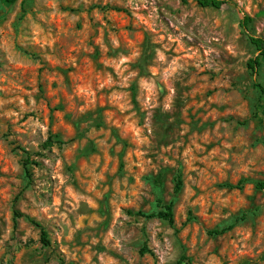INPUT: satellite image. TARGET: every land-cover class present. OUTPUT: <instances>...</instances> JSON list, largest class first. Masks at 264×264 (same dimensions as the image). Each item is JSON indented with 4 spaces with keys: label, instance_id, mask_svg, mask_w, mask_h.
I'll list each match as a JSON object with an SVG mask.
<instances>
[{
    "label": "rangeland",
    "instance_id": "1",
    "mask_svg": "<svg viewBox=\"0 0 264 264\" xmlns=\"http://www.w3.org/2000/svg\"><path fill=\"white\" fill-rule=\"evenodd\" d=\"M224 1L0 0V264H264V0Z\"/></svg>",
    "mask_w": 264,
    "mask_h": 264
},
{
    "label": "trees",
    "instance_id": "2",
    "mask_svg": "<svg viewBox=\"0 0 264 264\" xmlns=\"http://www.w3.org/2000/svg\"><path fill=\"white\" fill-rule=\"evenodd\" d=\"M9 3H15L17 0H7ZM198 5L202 8H213V9H221V7L225 4L224 0H196ZM253 22V19L250 18L249 16H245L243 18V20L241 21V28L248 34V38L250 43L254 46L255 50H256V56L251 59L248 64L247 67L248 69L251 71L252 75H255L258 73L259 69L261 68L263 62H264V39L260 38V37H256L252 31L253 28L251 26ZM254 86L256 88H260L261 92L264 93L263 89L261 88V86H259L258 84H254ZM58 143H62V142H58ZM30 160L29 158L24 162V166H25V171L26 173H28V165L30 164ZM247 183V180H241L239 181L237 184H225L224 187L228 188L230 190H243L245 185ZM184 186L183 183V178L181 174H178L175 178V193L178 194L182 191ZM258 187H260V189H264V183H258L257 184ZM158 207H160L161 210H159L158 212H154L152 214H143L141 213L140 215L143 217H147V218H158L160 220L166 221L168 222L171 226L174 225L175 221H174V207L175 204L173 202H169V203H165L162 201H158ZM14 216L16 219L25 217L29 222H31L32 224L36 225L37 227H39L41 229V241L44 245L49 246L50 245V241L48 238V234L45 231V229L42 228V226L36 222L34 219L30 218L29 216H25L24 214L20 213L19 211H14ZM231 228V227H230ZM230 228H226L223 230H213L208 232L210 235H222L224 234L226 231H228ZM183 260H186L185 257H182Z\"/></svg>",
    "mask_w": 264,
    "mask_h": 264
}]
</instances>
